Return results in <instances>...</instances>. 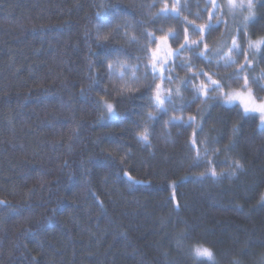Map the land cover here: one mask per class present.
I'll return each instance as SVG.
<instances>
[{
  "label": "trees",
  "instance_id": "obj_1",
  "mask_svg": "<svg viewBox=\"0 0 264 264\" xmlns=\"http://www.w3.org/2000/svg\"><path fill=\"white\" fill-rule=\"evenodd\" d=\"M166 2L180 6L179 17L155 18L165 0H0V201L7 202L0 204V264H197L187 246L199 244L213 250L217 264H264V129L258 117H242L235 105L215 101L205 106L197 100L182 112L169 105L152 122L147 147L136 133L144 113L155 111L147 99L149 76L134 96L120 100L118 117L97 119V100L116 102L119 85L108 79L105 56L114 58L119 49L130 64L147 62L141 46L156 45L142 36L145 31L157 38L178 33L166 45L173 50L184 42L185 28L190 39H200L184 21L208 23V0ZM218 2L225 23L205 42L227 52L239 16L223 9L226 0ZM125 21L135 27L126 28ZM97 25L106 42H96ZM248 31L253 39L264 35V7ZM180 58L192 65L175 67L180 79L201 69L220 79L238 67H218L215 59L209 64L187 50ZM254 64L245 73L250 78L264 72V53ZM96 73L100 83L88 89ZM178 85L174 80L163 87ZM182 94L186 104L192 93ZM174 100L179 108L182 102ZM173 115L195 116L196 122L165 125ZM197 125L201 151L199 140L219 149L214 159L209 154L211 167L224 173L219 179L199 175L208 164L192 166L195 150L188 142ZM232 159L244 168L229 178Z\"/></svg>",
  "mask_w": 264,
  "mask_h": 264
},
{
  "label": "snow or ice",
  "instance_id": "obj_2",
  "mask_svg": "<svg viewBox=\"0 0 264 264\" xmlns=\"http://www.w3.org/2000/svg\"><path fill=\"white\" fill-rule=\"evenodd\" d=\"M211 4V10L207 7L205 11L209 12L208 23L196 25L195 23L184 21L185 24H191L193 32L200 33V39L192 40L189 38L188 29H184V42L180 44L178 48L173 50L170 46H167L169 38H178V33L170 32L167 36L156 37L153 32L145 31L142 33L148 43H155V49H148L147 45L141 46V51L144 52L147 62L142 64H130L127 59L120 58V50L118 49L114 54V58L105 56L103 62L105 65V71L110 81H118L119 85L114 87L113 91L116 93V102L108 100L105 96H100L97 100L98 120H109L118 117L120 109L119 102L126 97H132L139 91V82L141 80L149 81L146 84V89L149 92L147 97L150 102L149 107L154 108L155 111H146L143 115L142 130L136 133V139L139 143L151 147L152 136V122L159 119L160 114H167L169 111V105L174 111H183L185 108L191 107L192 103L197 100L201 101L202 105L209 106V101H215L221 105H235L236 111L242 117H247L250 114L258 117V126L264 129V98H258L251 85L257 84L260 90H264V84H259L260 80H264V72H261L259 76H251L248 74L252 68H254V58L264 53V35L256 36L252 38V34L248 29L252 22L256 19L257 11L259 7H264V0H226L223 5V9L234 18L239 16V22L236 27V34L231 38L230 46H227V52L223 51V48H210L205 42V37L210 36L213 31L218 29L221 23H225L223 20V14L217 15L221 11L222 5L218 0H208ZM150 5L149 7H154ZM101 8L106 5L101 4ZM247 13L246 15L244 13ZM99 15V13H97ZM155 18L161 16H180V6L173 4L168 6L166 0L164 6L159 12L155 13ZM215 21V22H213ZM137 24H142L143 21H137ZM124 26L126 28H134L135 25L125 21ZM102 26L97 25L95 29V40L97 43L106 42L109 37L101 30ZM231 35V32H229ZM127 35V32L125 33ZM129 42H135L139 44L136 36H128ZM243 41V42H241ZM203 45L202 50H197ZM191 51L196 58L203 59L211 64L215 59L216 65L223 66L224 68L238 65L230 74L220 79H214L215 73L210 74L201 69L198 72H191L190 75L184 79L174 75L175 67L190 68L192 65L187 59H181V54L184 51ZM243 57V62H239L238 58ZM137 59H141L137 57ZM258 62V61H257ZM90 73L92 70V63L89 64ZM143 69V74L138 75ZM199 76L205 78L204 81L199 83H193V79ZM91 83L88 85V89H91L100 83L99 73L89 76ZM157 79L161 83H156ZM174 80H179V85L175 88H164L163 84L166 82L171 84ZM233 83L236 87H233ZM182 89L191 91V99L186 104L183 103L184 96ZM85 89H81L82 94ZM102 91L108 93V88H102ZM214 93V94H213ZM99 95V94H98ZM174 97L179 99L182 103L177 108ZM204 108H198V112H203ZM196 117L188 116L187 118L181 116H170L167 121H164L165 125H181L184 127H190L195 124ZM139 127V126H138ZM234 131L237 129L234 128ZM202 131V127L197 125V128L193 131L192 137L189 140V148L195 150V155L192 156V166L198 167L201 163L208 164L210 167L205 172L200 173L201 177H210L219 179L224 175L223 172H217L214 167H211L213 159L219 154V149L207 147V140H199V145H203L201 151L198 147V132ZM227 151V149H225ZM212 154L213 159H209V154ZM123 163V158H121ZM67 162H65L66 164ZM244 165L237 159H232L229 164L228 177L232 178L237 175V172L242 171ZM129 181L137 183L134 177L128 172L123 173ZM264 201V197H262ZM0 204H7L6 201H0ZM102 204V201H101ZM187 237V233L182 234ZM189 255L197 261V264H217L215 254L213 250L203 244L196 246L188 245ZM234 264H239V261H235Z\"/></svg>",
  "mask_w": 264,
  "mask_h": 264
},
{
  "label": "rangeland",
  "instance_id": "obj_3",
  "mask_svg": "<svg viewBox=\"0 0 264 264\" xmlns=\"http://www.w3.org/2000/svg\"><path fill=\"white\" fill-rule=\"evenodd\" d=\"M264 96V95H263ZM262 98V97H261ZM264 98V97H263Z\"/></svg>",
  "mask_w": 264,
  "mask_h": 264
}]
</instances>
